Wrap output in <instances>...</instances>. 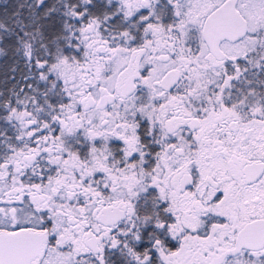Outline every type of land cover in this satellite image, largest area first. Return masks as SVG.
<instances>
[{"label":"snow or ice","instance_id":"snow-or-ice-1","mask_svg":"<svg viewBox=\"0 0 264 264\" xmlns=\"http://www.w3.org/2000/svg\"><path fill=\"white\" fill-rule=\"evenodd\" d=\"M0 264H264V0H0Z\"/></svg>","mask_w":264,"mask_h":264}]
</instances>
